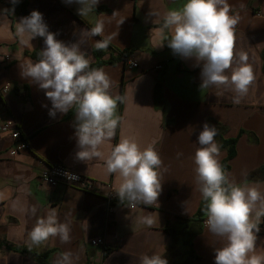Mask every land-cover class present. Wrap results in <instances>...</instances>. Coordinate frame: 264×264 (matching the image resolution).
I'll use <instances>...</instances> for the list:
<instances>
[{"label": "crops", "instance_id": "1", "mask_svg": "<svg viewBox=\"0 0 264 264\" xmlns=\"http://www.w3.org/2000/svg\"><path fill=\"white\" fill-rule=\"evenodd\" d=\"M22 1L27 9L24 16L14 12L13 0H0V125L14 119L27 143L25 149L9 155L15 139L11 129L0 128V264H141L145 255L162 256L173 239L165 225L179 228L177 218L191 217L202 198L194 156L201 147L197 138L204 123L218 130L214 141L219 163L226 156L219 137L236 138L235 155L225 175L230 185L255 188L261 194L250 221L264 226V214L258 215L264 212V0H227L238 23L233 63L224 74L230 78L244 55L254 75L238 102L231 84L200 88L203 62L175 54L167 42L171 31L159 32L166 14L182 9L187 0H98L82 16L80 5L66 0H18ZM34 10L42 14L57 40L66 46L76 44L90 64L96 61L97 41L132 50L137 67L120 61L98 68L110 79L108 92L117 100L114 118L118 119L114 137L99 146L101 157L77 158V109L68 114L73 105L67 113L50 115L52 102L46 90L22 75L40 60L29 53L42 56L46 48L43 37L30 41L28 34L19 33L20 20ZM97 26L102 35L92 36L90 30ZM157 64L162 68L155 69ZM6 83L9 89L3 92ZM122 139L136 142L141 150L151 145L159 153L161 192L152 205L135 202L130 207L125 199L107 212L102 192L106 184L119 190L121 179L107 172L106 160ZM52 163L94 180L95 192L41 182L40 170ZM52 210L57 222L67 225L68 241L55 236L43 245H31L29 233ZM256 236L254 254L264 256V234ZM97 238L104 244L92 245ZM225 243L203 226L192 238L197 258L188 264H215L216 249ZM181 248L185 247L181 244Z\"/></svg>", "mask_w": 264, "mask_h": 264}, {"label": "clouds", "instance_id": "2", "mask_svg": "<svg viewBox=\"0 0 264 264\" xmlns=\"http://www.w3.org/2000/svg\"><path fill=\"white\" fill-rule=\"evenodd\" d=\"M18 0H13L15 4ZM79 4V15H86L98 4V0H66ZM238 17L230 15L227 0H187L180 10L169 11L159 32L171 31L168 47L175 54L185 58L194 57L203 62L200 88L231 84L238 97L246 95L254 81L251 66L244 63L247 57L241 55V66L232 71L230 78L224 73L233 63L235 26ZM92 36L102 35L101 27L90 30ZM19 33L28 34L29 40L44 38L46 48L42 58L30 64L22 75L30 77L41 89L46 90L52 102L50 115L56 111L67 113L73 105L76 111V136L80 151L79 160L88 161L101 157L99 146L115 135L118 119L115 117L117 100L109 95L111 82L102 69H90V62L79 51L76 44L66 46L48 31L39 11L19 22ZM162 45V44H161ZM97 49L108 45L96 42ZM218 130L204 123L197 142L199 147L194 156L197 181L206 202L207 228L214 236L226 240L224 246L216 249L215 264H264V256L254 254L256 233L259 227L250 221V214L261 194L255 188L230 185L217 156L219 146L214 138ZM163 161L153 146L141 150L129 139H122L106 160L107 172L118 174L121 179L118 197L121 202H142L145 205L157 203L161 192L159 169ZM69 175V179L75 176ZM264 214L258 213V215ZM59 236L68 241L67 225L58 223L55 210L45 219H40L29 233L31 245L45 244L50 237ZM141 264H168L159 255L143 256Z\"/></svg>", "mask_w": 264, "mask_h": 264}, {"label": "trees", "instance_id": "3", "mask_svg": "<svg viewBox=\"0 0 264 264\" xmlns=\"http://www.w3.org/2000/svg\"><path fill=\"white\" fill-rule=\"evenodd\" d=\"M14 12L19 16H24L27 13L26 3L24 1L17 2L12 5ZM98 10H102V8H98ZM102 42L108 45L107 50L94 48L93 53L95 54L96 61L90 64V69H98L103 65L115 64L117 62L127 63L129 59H131L132 50L130 49H122L117 50L112 47L106 41L102 40ZM108 53V57L103 59V56ZM29 55L35 59H41L42 56L39 52L29 53ZM262 58L264 61V51L262 53ZM78 108V105H74L68 114H71ZM68 114L66 116H68ZM220 138V145L222 148L226 150V156L220 162V165L226 172L229 168V160L235 155V143L236 138ZM206 202L203 197L201 198L198 208L195 213L188 218H177L179 221L180 227L174 228L171 227L170 224H166L164 230L167 231L172 236V242L165 248L164 253L161 257L167 259L168 264H188L197 258V255L192 249V238L202 229L203 220L206 215ZM182 237V239L180 238ZM181 244L185 247L181 248ZM2 243H0L1 247ZM9 248L15 251L26 252L25 248L9 246ZM104 251H107V248H104ZM34 255V254H33ZM37 255V254H35ZM39 256V255H37ZM44 255L43 257H45Z\"/></svg>", "mask_w": 264, "mask_h": 264}, {"label": "built area", "instance_id": "4", "mask_svg": "<svg viewBox=\"0 0 264 264\" xmlns=\"http://www.w3.org/2000/svg\"><path fill=\"white\" fill-rule=\"evenodd\" d=\"M5 61L9 62L10 57L8 55L5 56ZM127 63L131 67H137V62L133 59H129ZM162 68L161 64H157L155 69L159 70ZM9 89V84L6 83L4 87L1 88L3 92H7ZM1 129H11V137L15 139L14 146L10 149L9 155H14L20 150H23L27 147L26 140L21 137L19 129L17 127V123L12 118H7L3 124L0 125ZM75 176V179H69V175ZM39 179L41 182L47 184L50 187H54L59 183H64L69 186L77 187L86 192H95V182L94 180L76 172L61 163H52L43 167L39 172ZM106 189L102 192V196L104 198L107 212H111L115 203L120 201L116 190L111 184L105 185ZM136 205L135 202L130 203V207H134ZM207 216L203 220V225L207 226ZM259 233L264 234V226L259 225ZM92 245H103L104 241L102 238H97L91 241Z\"/></svg>", "mask_w": 264, "mask_h": 264}]
</instances>
